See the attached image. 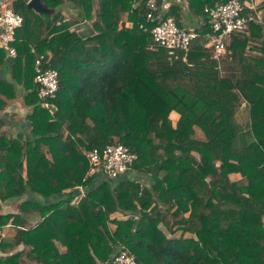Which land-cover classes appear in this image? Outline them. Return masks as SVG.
Here are the masks:
<instances>
[{"label":"trees","instance_id":"obj_1","mask_svg":"<svg viewBox=\"0 0 264 264\" xmlns=\"http://www.w3.org/2000/svg\"><path fill=\"white\" fill-rule=\"evenodd\" d=\"M41 1L52 10L13 0L23 17L16 55L0 47V109L22 94L27 108L25 135L20 120H10L13 133L0 121V200L26 188L29 196L0 249L29 245L30 264H109L121 249L139 264H264V60L245 52L259 46L250 38L259 26L251 21V36L231 37L239 73L230 78L204 46V8L227 0H185L197 34L173 54L153 39L158 19L147 17V0ZM183 6L175 0L163 16L183 27ZM81 21L92 31L79 33ZM40 53L42 66L58 71V89L45 99L34 81ZM242 98L253 138L237 145ZM112 142L135 153L130 168L89 175L86 152ZM130 171L150 182L120 177ZM11 214L0 213V228ZM27 214L36 218L30 226ZM29 261L22 250L0 254V264Z\"/></svg>","mask_w":264,"mask_h":264},{"label":"built area","instance_id":"obj_2","mask_svg":"<svg viewBox=\"0 0 264 264\" xmlns=\"http://www.w3.org/2000/svg\"><path fill=\"white\" fill-rule=\"evenodd\" d=\"M150 11L147 17L158 19L152 27L153 39L168 48L173 54L177 49L188 50L190 41L196 36L192 28L179 27L172 16H163L166 9L156 0H147ZM211 25V32L207 34V44L212 49V56L219 61L231 37L246 31L249 23L256 20L251 14L242 13L243 5L240 0H227L204 8ZM157 11V15H153ZM22 15L13 6V0H0V47L7 50L8 55H16L12 45L15 31L21 26ZM45 54L40 53L34 63V81L38 83L40 98L53 97L58 89V71L55 68H44L42 62ZM184 59H186L184 57ZM46 105L45 101L42 102ZM88 158V174H103L115 177L127 171L135 159V153L121 142L106 144L102 149L92 148L86 152ZM78 199V198H77ZM109 264H139L133 254L127 249L118 250Z\"/></svg>","mask_w":264,"mask_h":264},{"label":"crops","instance_id":"obj_3","mask_svg":"<svg viewBox=\"0 0 264 264\" xmlns=\"http://www.w3.org/2000/svg\"><path fill=\"white\" fill-rule=\"evenodd\" d=\"M95 1L97 2V0H95ZM178 1L180 2V4L182 3L184 5L182 8L184 15L187 14L183 18V27L194 28L195 27L194 23L199 22V20L197 21L195 16L188 14V9H187L185 0H178ZM167 2L172 3V2H175V0H164L163 5L167 6V5H165ZM245 4H247L249 6L250 10H252L253 14H251V15H253L256 19V20L252 21V23L257 24L259 26V28H260V29H258L259 35L251 36L249 34L250 33L249 26L247 27L246 31H243L240 34L237 33L235 35L243 36V35L249 34L251 36L250 37L251 41H253L252 43L253 44L256 43L259 46L258 47L257 46L254 47V45L251 47L246 46L245 52L248 53L250 56L264 60V53L262 52V50L260 48L261 46L258 43V42H264V5L262 4V0H245ZM65 9H66V7L63 6L62 7V13L64 15H66V12H67ZM200 21L202 22V20H200ZM126 24H127V22H126ZM74 27L76 28V30L79 33H82L84 35L88 34L89 32L92 31V24L89 21L78 22V23L74 24ZM83 29H85V30H83ZM260 33H261V35H260ZM207 41H208V38L205 41L204 46L210 48V45L207 44ZM230 42H231V39L229 40V43L226 46L224 53L221 55V57L218 61V67H219L221 75L228 76L230 78H235L238 76V73H239V64H237L233 60L232 48H231V46H229ZM6 75H7V68H5V69L0 68V77L6 76ZM14 113H15V115H16V113H18V115H21V117H24V115L26 116V113H27L26 105H24V104L21 105L17 101L13 100L11 103H8L5 108L0 109V121L4 122L2 128L6 129L10 125L9 128H10L11 133H13V131H12L13 123H12V121H10L11 119H7V115H10V114L14 115ZM171 115L174 119L177 117V115L174 111H172ZM235 118H236V121L240 127L238 138L240 140H246V141L251 140L253 138V136H252V133L248 129L249 128V126H248L249 115H248V101L246 99L242 98L241 101L239 102L237 111L235 113ZM25 121H26V119H25ZM25 121H24V123H25ZM24 135H25V132H24ZM238 175L239 174H237V173H231L230 174V176L232 178H237ZM124 176L138 177L143 182H146V183L150 182V179L145 177V175L140 174V173H136L135 171H133V172L130 171L129 173L124 174L123 176H120V177H124ZM29 216L30 215H28V214L26 215V217H28V218H29ZM111 217L123 219V218H126L127 215L121 213L120 211H114L111 213ZM111 226L113 227L114 224L112 223Z\"/></svg>","mask_w":264,"mask_h":264},{"label":"rangeland","instance_id":"obj_4","mask_svg":"<svg viewBox=\"0 0 264 264\" xmlns=\"http://www.w3.org/2000/svg\"><path fill=\"white\" fill-rule=\"evenodd\" d=\"M164 2V1H163ZM163 2L161 3L162 4V6L164 7V8H168V5H169V2H167L165 5H167V6H164L163 5ZM191 28V27H190ZM83 30H85V29H83ZM82 30V31H83ZM14 101H17L19 104H24V105H26L25 104V101H24V97H23V94L21 95V96H18L17 98H15V99H13ZM12 100V101H13ZM12 101H9L10 103L12 102ZM26 111H27V108H26ZM10 113V112H9ZM8 113V114H9ZM13 116V118H11ZM26 119V117H25V115H24V117H21V115H18V113H16V115H12V114H10V115H7V119H13L12 121H15V122H17V121H21L22 123H23V127H22V130H23V132H25L26 133V125L24 124V121H25V119ZM251 134V133H250ZM246 140H240L239 138H237V140H236V142H235V144H237V145H242L244 142H245ZM23 162H24V179H26V175H25V155H24V157H23ZM29 196H28V191H27V188H26V190H25V192L22 194V196L19 198V199H14V201L12 202L11 200H6V201H2V200H0V213H3V212H5V213H12L11 214V217L9 218V220L7 221V223L5 224V225H3L2 226V228H0V241H2L3 239H5V238H8V239H10V240H12L13 238H14V233H15V231H16V226H13L12 225V217L14 216V215H16V214H18L19 212H20V205H21V203H22V201H24L25 199H27ZM49 199H47V201H48ZM14 213V214H13ZM24 213V212H23ZM30 213V212H29ZM26 213H24L23 215H25ZM28 215H30V214H28ZM28 218V217H27ZM35 219L36 218H34V217H30L29 216V218L27 219L28 220V224H27V226H30V222L32 223V222H34L35 221ZM177 234H178V232H177ZM188 235V234H187ZM30 246L29 245H23V244H19V245H17V246H13V244L12 245H10V246H8V247H6L4 250H2V249H0V254L1 255H7L8 253H11V252H14V251H17V250H22L23 251V254H24V257H25V259L27 260V261H29V258H27V255H25V252H26V250H29L30 248H29ZM28 264H30V261L28 262Z\"/></svg>","mask_w":264,"mask_h":264},{"label":"water","instance_id":"obj_5","mask_svg":"<svg viewBox=\"0 0 264 264\" xmlns=\"http://www.w3.org/2000/svg\"><path fill=\"white\" fill-rule=\"evenodd\" d=\"M27 6L39 12H50L52 9L45 6L41 0H28Z\"/></svg>","mask_w":264,"mask_h":264}]
</instances>
